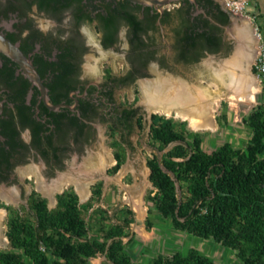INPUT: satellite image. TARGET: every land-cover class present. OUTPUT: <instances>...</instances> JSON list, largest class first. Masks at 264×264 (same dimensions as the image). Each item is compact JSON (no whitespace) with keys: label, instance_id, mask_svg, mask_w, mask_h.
Segmentation results:
<instances>
[{"label":"trees","instance_id":"trees-1","mask_svg":"<svg viewBox=\"0 0 264 264\" xmlns=\"http://www.w3.org/2000/svg\"><path fill=\"white\" fill-rule=\"evenodd\" d=\"M209 5L207 16L221 25L230 24V15L219 4L210 0ZM102 15L103 29L111 32L105 33L106 48L116 41L114 33L122 23L130 29L132 69L120 80L122 84L130 86L138 78L147 77L151 60L159 61L162 68H170L166 57H155L154 35L159 32L158 23L172 25L171 12L162 15L149 8L142 11V6L120 1L108 6ZM177 15L180 22L173 29L175 64L192 65L200 62L205 51L217 54L222 50L217 26L202 15L192 20L190 8ZM230 51L228 45L225 52ZM107 75L110 76L109 69ZM140 115L137 108H124L109 126V135L118 134L120 139L114 152L115 174L126 161V148H132L130 137L141 121ZM152 120V140L163 149L173 146L161 158L153 156L147 162L155 190L146 196L147 206L155 207L160 217L170 221L175 230L234 251L238 262L233 264H264V108L253 110L244 120L252 129L245 149L226 143L212 153L203 149V138L199 134L184 132L186 121L179 127L163 116L153 115ZM217 121L222 124L220 119ZM82 131L80 140L84 139ZM92 193L84 207L80 206V197L72 189L57 195V205L52 210L48 208V200L35 191L29 196L28 207L21 210L0 205L8 210L6 235L17 251H0V264H88L99 254H104L111 264H136L127 253L132 240L124 242L128 237L126 231L133 223V212L123 209L119 224H103L98 230H92L86 212L93 209L96 198L101 196V183L96 184ZM102 213L103 210H94V219L100 217L106 222L107 217ZM92 231L95 233L89 238ZM151 264L216 263L191 248L186 254L176 251L159 255Z\"/></svg>","mask_w":264,"mask_h":264},{"label":"flooded vegetation","instance_id":"flooded-vegetation-1","mask_svg":"<svg viewBox=\"0 0 264 264\" xmlns=\"http://www.w3.org/2000/svg\"><path fill=\"white\" fill-rule=\"evenodd\" d=\"M120 1L126 0H0V37L22 53L36 68L40 79V84L31 80L13 58L0 53V189L16 191L19 203L24 181L32 180L37 185L35 179L23 178L20 170L40 166L43 178L49 185L52 184L67 170L68 163L73 160L69 156L74 148L88 144L102 127L107 128V133L119 112L124 108H133L120 105L116 98L117 91L129 87L120 80L132 69L129 60L130 29L122 23L114 33L116 41L106 48L105 33L111 32L104 30L100 21L108 6ZM209 1L197 0L196 5L190 0L173 4L172 9L166 6H139H142V11L149 8L162 15L165 12L173 14L172 25L161 26L158 23L159 32L154 37L157 38L164 28L172 29L174 58L173 29L179 25V11L186 12L190 8L192 20L202 15L211 25L217 26L222 50L217 54L205 51V57L225 52L230 45L225 30L236 17L220 0H211L230 15V24L221 25L206 15L210 10ZM191 3L194 8L190 7ZM140 17L143 15L140 14ZM155 49V57H163L158 43ZM101 53L123 56L129 67L126 74L115 76L110 71L108 76L107 69L100 80L92 78L90 75L98 73V69L86 64L94 62L93 58L101 56ZM150 66L154 67L153 74L157 71L155 68L165 69L157 60L148 63L146 72ZM147 77L138 78L132 85ZM81 131L84 139L80 140ZM70 187L76 191L74 186ZM36 189L43 198L51 201L39 191L38 185ZM63 193H55V199ZM1 202L14 209L19 206L3 200H0V205ZM55 203L57 205V199ZM0 209L6 211L8 222V210ZM2 234L5 236L3 230Z\"/></svg>","mask_w":264,"mask_h":264},{"label":"rangeland","instance_id":"rangeland-1","mask_svg":"<svg viewBox=\"0 0 264 264\" xmlns=\"http://www.w3.org/2000/svg\"><path fill=\"white\" fill-rule=\"evenodd\" d=\"M174 5H168L165 8L172 9ZM248 10L252 15L251 24L258 29L260 34L261 44L264 46V0H249ZM261 8V9H260ZM250 22L246 18H242L241 22H233L225 30L226 40L230 43L231 51L218 55L205 56L203 60L197 64L180 65L174 63V53L172 49L173 34L172 29L167 27L162 29L157 35V43L159 45L160 54L167 58L169 69H157L163 76L178 79L197 90H204L208 95V102L212 103L213 118L215 129L213 130H194L190 123L186 121V129L184 132H194L203 138V149L207 153H212L226 143H230L235 148L245 149L247 143L252 137V129L245 124L244 120L248 115L259 107L264 108V88L258 83L259 93L256 95L255 102H243L239 100L229 99V93L226 89L218 87L215 81L211 78L212 69L207 67L208 64L213 66H225L227 62H232L237 54L238 44L235 38L239 36L240 28L244 24ZM233 57V58H232ZM94 62H89L86 65L94 66L98 73L90 75L96 80L103 77L104 71L109 69L115 76H123L128 70V65L123 56L120 54H106L105 57L98 55L93 58ZM92 67V69L94 68ZM213 68V67H212ZM153 66L148 68V77L142 81L153 80L156 78L153 74ZM238 75H241L239 68H232ZM152 71V73H151ZM241 73V74H240ZM140 80V82H142ZM117 101L124 107H133L140 110L141 121L137 124L134 134L130 137L132 148H126V161L118 173H114L113 168L116 165L114 152L116 151L117 142L120 140L119 135H109L107 128H100L97 136L88 144L84 143L79 147L74 148L69 159L72 160L76 156L83 157L87 154L88 149L93 148L97 143H102L106 150L114 159V163L105 170V172L97 177L94 184L91 186L93 192L96 184L101 183L102 194L95 200L93 209L86 212L87 222L92 227V230L105 224H119L123 219L121 210L128 208L133 212V223L126 231L128 237L124 239L127 243L132 240L127 248V253L133 258L136 264H151L159 255H171L179 251L186 254L189 249H198L202 254L209 257L216 264H233L237 263L236 253L230 249L222 247L214 241H207L194 237L185 232L175 230L170 221H164L155 207L147 206L145 202L146 196L155 191L150 182V170L147 162L153 156L161 158L168 152L172 146L163 149L158 143L152 140L151 126L153 123L152 116H163L166 119H171L180 127L185 121L173 114L172 116L165 115L162 112H154L148 110L142 105V92L140 83L137 82L132 86L119 90L116 93ZM218 119L221 120V125L218 124ZM264 158V155L262 156ZM40 165V164H39ZM121 179L119 176L123 173ZM58 175V174H57ZM57 176L54 177V179ZM45 179V178H44ZM46 180V179H45ZM47 181V180H46ZM54 181V180H53ZM24 189L21 202L16 207L21 210L22 206L28 207V196L32 191H37V185L32 180L24 181ZM72 189L69 187L66 190ZM75 191V190H74ZM63 192V191H62ZM60 193V192H58ZM76 193V191H75ZM77 194V193H76ZM93 194V193H92ZM92 194L90 198L92 197ZM78 195V194H77ZM79 197V196H78ZM89 198V199H90ZM79 198L80 206L89 201H83ZM1 205H5L1 202ZM49 202L48 205L54 208V204ZM137 204V205H136ZM96 209L103 210L102 216L107 217V221L103 222L100 217L97 220L93 217V211ZM25 215L24 213H20ZM7 214L4 209H0V223L3 227V232H7L6 227ZM91 232L89 238L94 235ZM7 238V237H6ZM2 252H17L7 242H4L0 247ZM88 264H111L107 261L104 254H99L96 258L90 259Z\"/></svg>","mask_w":264,"mask_h":264},{"label":"bare ground","instance_id":"bare-ground-1","mask_svg":"<svg viewBox=\"0 0 264 264\" xmlns=\"http://www.w3.org/2000/svg\"><path fill=\"white\" fill-rule=\"evenodd\" d=\"M239 38L243 41L242 48L232 62L218 67L208 64L207 67L212 69L211 78L216 85L227 90L229 99L252 103L256 101L259 88L257 78L251 72L258 54V38L251 22L250 24L246 22L243 28H240ZM246 42L249 43V46ZM101 55L106 56L105 53H101ZM229 66L239 68L242 74L238 75L230 70ZM154 74L156 75L155 79L140 82L142 105L150 111L162 112L168 116L176 114L177 117L188 121L196 131L215 129L212 103L208 102L206 91L197 90L178 79L163 76L157 71H154ZM113 163V157L99 142L93 148L88 149L87 154L83 157L73 158L68 163L67 170L50 185L43 178L40 166L33 165L24 168L20 170V174L23 178L35 179L39 191L50 198L51 203L55 206V193L62 192L70 186L75 187L82 202L89 200L91 186L97 177ZM123 174L124 172L121 173L119 179ZM16 195L14 190L6 192L0 189V200L7 204L18 205ZM2 230L0 223V247L4 242H7Z\"/></svg>","mask_w":264,"mask_h":264},{"label":"water","instance_id":"water-1","mask_svg":"<svg viewBox=\"0 0 264 264\" xmlns=\"http://www.w3.org/2000/svg\"><path fill=\"white\" fill-rule=\"evenodd\" d=\"M126 1L138 5L163 7V6L178 4L182 0H126ZM191 1L197 5V0H191ZM241 19L242 18L240 17H234L233 22L234 23L241 22ZM235 42L238 44V47L233 57H235V55L241 50L243 44V41L240 40L239 36L235 38ZM246 44L249 46L248 42H246ZM0 53L13 58V60L19 65V67L26 73V75L31 80L34 79L35 82L40 84V79L38 77L36 68L22 55V53L17 48H15L11 43H9L7 40H5L2 37H0ZM251 72L254 75L253 69L251 70ZM48 207L49 209H52L51 206L48 205Z\"/></svg>","mask_w":264,"mask_h":264},{"label":"built area","instance_id":"built-area-1","mask_svg":"<svg viewBox=\"0 0 264 264\" xmlns=\"http://www.w3.org/2000/svg\"><path fill=\"white\" fill-rule=\"evenodd\" d=\"M220 2H222V4L234 16L246 18L252 22V15L247 8L249 5V0H220ZM255 33L258 38V54L252 69L255 77L257 78L258 84L264 88V46L261 44V38L257 28H255Z\"/></svg>","mask_w":264,"mask_h":264},{"label":"crops","instance_id":"crops-1","mask_svg":"<svg viewBox=\"0 0 264 264\" xmlns=\"http://www.w3.org/2000/svg\"><path fill=\"white\" fill-rule=\"evenodd\" d=\"M261 9V8H260Z\"/></svg>","mask_w":264,"mask_h":264}]
</instances>
